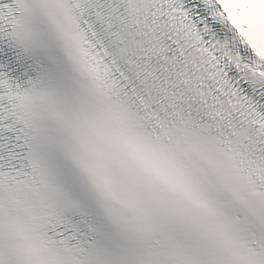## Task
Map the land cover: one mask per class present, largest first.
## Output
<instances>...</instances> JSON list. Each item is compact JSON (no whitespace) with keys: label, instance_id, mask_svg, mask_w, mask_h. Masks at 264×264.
Wrapping results in <instances>:
<instances>
[{"label":"snow or ice","instance_id":"snow-or-ice-1","mask_svg":"<svg viewBox=\"0 0 264 264\" xmlns=\"http://www.w3.org/2000/svg\"><path fill=\"white\" fill-rule=\"evenodd\" d=\"M0 264H264V0H0Z\"/></svg>","mask_w":264,"mask_h":264}]
</instances>
